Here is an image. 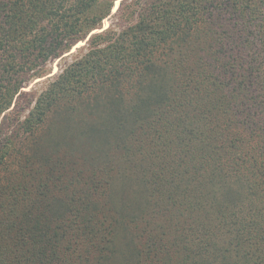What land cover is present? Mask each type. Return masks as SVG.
<instances>
[{"label":"trees","instance_id":"16d2710c","mask_svg":"<svg viewBox=\"0 0 264 264\" xmlns=\"http://www.w3.org/2000/svg\"><path fill=\"white\" fill-rule=\"evenodd\" d=\"M114 1L0 0V115L89 46L0 135V264H264V0H142L91 34Z\"/></svg>","mask_w":264,"mask_h":264},{"label":"rangeland","instance_id":"374dc122","mask_svg":"<svg viewBox=\"0 0 264 264\" xmlns=\"http://www.w3.org/2000/svg\"><path fill=\"white\" fill-rule=\"evenodd\" d=\"M120 2V4H119ZM142 0L138 4V0H115L111 12L106 16L102 22L100 28H95L91 31L92 33L100 32L102 29H111L115 34L120 32L122 29L126 28L130 24H133L138 20V12L141 8ZM77 41L68 51L63 53L57 58H51L47 60L40 67L39 76H31L20 89V92L13 99V104L11 107L0 115V135L4 133L13 132L15 133L19 127V122L24 120L27 116L29 109L33 108L37 96L44 92V90L50 85V83L56 78L61 68H63L67 63H69L74 57H79L85 53L89 46L88 41L86 40ZM18 120V121H17ZM100 181L97 179L95 183ZM125 184L124 179L118 180L117 185L123 187ZM141 226V224H140ZM129 230L125 233H122V230L119 229L116 233V240L122 241L118 246V253L120 255L127 251L125 248L126 237L130 234ZM124 236V237H123ZM144 238L140 237L137 239V245L142 244ZM139 244V245H140ZM142 247V245H140ZM123 262V260H121ZM118 259L115 260L113 264H119ZM121 264V262H120Z\"/></svg>","mask_w":264,"mask_h":264}]
</instances>
